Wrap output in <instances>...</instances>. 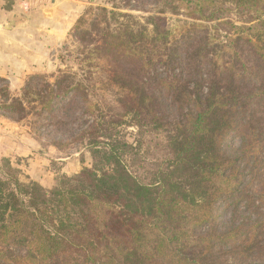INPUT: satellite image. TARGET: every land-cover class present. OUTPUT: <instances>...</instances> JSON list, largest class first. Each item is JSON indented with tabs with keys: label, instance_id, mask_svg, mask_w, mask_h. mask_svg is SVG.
<instances>
[{
	"label": "trees",
	"instance_id": "trees-1",
	"mask_svg": "<svg viewBox=\"0 0 264 264\" xmlns=\"http://www.w3.org/2000/svg\"><path fill=\"white\" fill-rule=\"evenodd\" d=\"M156 1L174 8L184 4L203 20L222 18L229 11L225 6L231 5L242 15H252L256 25L220 23L235 33L226 43L208 37V27L177 39L154 17L147 18L151 31L147 26L120 28L117 41L104 51L119 50L118 65L129 59L132 66L130 60H135L141 64L136 72L149 75L134 81L133 72L116 68L113 80L123 93L121 105L129 106L140 127L149 118L156 126L172 127L167 136L172 158L145 183L120 157L121 147L128 145L110 136L109 150L94 151L102 167L100 162L64 177L50 190L21 181L7 162V177L0 176V264H215L214 244L239 240L231 250L239 256L259 243L264 246L259 239L264 237V0ZM89 11L73 28L78 35L89 34L79 27ZM138 39L143 44L136 45ZM158 51L163 52L158 63L175 71L174 79L151 72ZM53 77V83L45 84L47 95L34 89L42 104L31 109L34 113L0 79V112L18 123L30 115L41 117L38 130L52 134L53 127L64 125L79 93L70 75L59 71ZM42 79L34 76L26 82L24 98ZM155 83L157 91L150 93ZM175 111L176 120L170 121L169 113ZM243 203L261 216L246 218L243 224L233 216L228 221L233 228L217 232L215 238L217 233L201 232L206 225L223 222L221 209L236 210Z\"/></svg>",
	"mask_w": 264,
	"mask_h": 264
},
{
	"label": "rangeland",
	"instance_id": "rangeland-1",
	"mask_svg": "<svg viewBox=\"0 0 264 264\" xmlns=\"http://www.w3.org/2000/svg\"><path fill=\"white\" fill-rule=\"evenodd\" d=\"M225 7L229 11L222 14V18L203 20L198 16H192L189 8L179 3L175 8L164 2H154V0H94L91 5H86L82 11L86 8L90 11L79 27H81V33L88 31L89 34L78 35L79 31L73 29L65 44H62L58 50L53 49L52 55L45 57V51H39V53L37 51L39 58L45 57L52 63L51 72L39 75L43 77L42 81L31 88L33 94L27 98L23 95L24 83H18L12 90L14 97L26 100L27 111H35V108L39 110L42 104L34 94V89L38 94L47 95L45 84L53 83L55 80L53 76L62 71L70 75L72 85L79 88L77 100L71 106L69 116L64 118V125L58 127L56 125L52 128V134L38 130L44 122L41 117L30 115L22 121L20 125L25 128L24 130L31 131L43 142L39 150L34 155H29L28 158L18 157L16 154L14 157L10 155L1 158L0 176L7 177L5 173L8 172V162L10 167L18 172L21 181L25 183L41 181V185L50 190L59 185L64 177L72 178L86 168H94L100 162H102L100 165L102 167L103 161L94 151L109 150L106 144L112 141L111 136L113 140L118 141V144L128 145L126 148L121 147L119 154L132 175L145 183H151L157 171L166 167L168 159L172 158L167 141L169 129L172 127L156 126L151 118L146 120L144 126L140 127L137 124L138 120L133 112L129 111V106L122 107L124 105H121L120 100L123 93L113 77L119 66L120 70L125 67L131 73L133 72L136 77L134 81H142L149 75L141 76L136 72L141 64L135 60H130L132 66L129 65V59L118 62L120 64L118 65L116 55L119 50L113 54L106 53L104 50L109 43L117 41L116 38L120 34L119 29L126 25H131L135 30H141L142 27L147 26L151 31L153 27L147 21L148 17L156 18V22L170 30L177 39L188 32L193 33L195 29H205L200 27H208V37L211 35L213 40L220 39L223 43H226L230 33L233 32L229 26H221L220 23L229 21L238 27L256 25V21H252V15H242L231 5ZM129 16L133 18V21ZM204 34L206 31L202 32V36ZM138 44H143V40L138 39L136 45ZM54 45V42L50 44L52 47ZM151 47V42H148L147 48ZM123 53L124 51L122 55ZM162 54V51L157 52L154 59L157 63ZM151 72L156 73L155 77H164L167 80L174 79L175 75V71L165 70L160 63ZM195 82H197L196 77L189 82L192 91H195ZM156 84L154 88L149 89L150 93L157 91ZM3 85L0 83V88ZM164 111L162 109L159 111L163 119L166 117V111ZM177 113V111L172 115L169 113V120H176ZM96 138L100 143H92ZM105 169H108V166H105ZM245 204H239L236 210L235 207L226 212L221 209L219 214L220 217H224L223 222L216 226L206 225L201 232L209 234L229 232L233 226L228 221L233 216L235 223L238 224L245 223L246 218L256 219L261 216L258 210L247 208ZM218 233L214 234L213 238L217 237ZM259 239L263 240L264 237L260 236ZM206 241L209 242L208 239ZM260 244L254 246V250L240 256L231 251L240 245L239 240L229 244H214L215 264H264V246ZM209 261H212L211 257Z\"/></svg>",
	"mask_w": 264,
	"mask_h": 264
},
{
	"label": "crops",
	"instance_id": "crops-1",
	"mask_svg": "<svg viewBox=\"0 0 264 264\" xmlns=\"http://www.w3.org/2000/svg\"><path fill=\"white\" fill-rule=\"evenodd\" d=\"M93 1H0V79L7 82L11 92L18 83L24 87L30 78L51 72L53 65L45 57L65 44L87 9L83 8ZM53 42L54 47L50 46ZM37 51H45V57L39 58ZM24 129L0 112V159L14 154L28 158L39 150L43 141Z\"/></svg>",
	"mask_w": 264,
	"mask_h": 264
},
{
	"label": "built area",
	"instance_id": "built-area-1",
	"mask_svg": "<svg viewBox=\"0 0 264 264\" xmlns=\"http://www.w3.org/2000/svg\"><path fill=\"white\" fill-rule=\"evenodd\" d=\"M0 1H2V0H0Z\"/></svg>",
	"mask_w": 264,
	"mask_h": 264
}]
</instances>
